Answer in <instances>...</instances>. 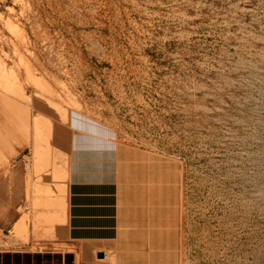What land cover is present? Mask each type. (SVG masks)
<instances>
[{
    "label": "rangeland",
    "instance_id": "1",
    "mask_svg": "<svg viewBox=\"0 0 264 264\" xmlns=\"http://www.w3.org/2000/svg\"><path fill=\"white\" fill-rule=\"evenodd\" d=\"M0 152L6 246L264 264V0H0ZM99 162L119 204L70 211Z\"/></svg>",
    "mask_w": 264,
    "mask_h": 264
},
{
    "label": "crops",
    "instance_id": "2",
    "mask_svg": "<svg viewBox=\"0 0 264 264\" xmlns=\"http://www.w3.org/2000/svg\"><path fill=\"white\" fill-rule=\"evenodd\" d=\"M96 166L97 170H83L74 177L75 181L70 184V211L74 212L80 208H112L119 204L120 191L115 182L118 177L116 167L112 164L109 168L111 173L107 175L105 171L100 170V166L104 167V164L99 162ZM15 206L0 195V264L93 263V254L90 250L78 246V237L74 231L70 237L58 241H36L30 237L27 243L6 246L5 237L1 233L9 229L15 214L11 213V210ZM97 254L96 257L99 258Z\"/></svg>",
    "mask_w": 264,
    "mask_h": 264
},
{
    "label": "bare ground",
    "instance_id": "3",
    "mask_svg": "<svg viewBox=\"0 0 264 264\" xmlns=\"http://www.w3.org/2000/svg\"><path fill=\"white\" fill-rule=\"evenodd\" d=\"M1 153V152H0ZM3 159V158H2ZM1 160V159H0ZM2 164V163H1ZM37 168V166L35 167V169ZM38 168H37V172H38ZM38 175V174H37ZM40 177V176H39ZM39 181V180H38ZM18 224V223H17ZM15 230L17 231V235L16 237L19 238L21 237L23 234H25V232H27V226L25 225V221L21 220L19 222V224L15 227ZM14 230V231H15Z\"/></svg>",
    "mask_w": 264,
    "mask_h": 264
},
{
    "label": "water",
    "instance_id": "4",
    "mask_svg": "<svg viewBox=\"0 0 264 264\" xmlns=\"http://www.w3.org/2000/svg\"><path fill=\"white\" fill-rule=\"evenodd\" d=\"M97 256H98L99 258H103L105 255H104L103 252H98Z\"/></svg>",
    "mask_w": 264,
    "mask_h": 264
},
{
    "label": "built area",
    "instance_id": "5",
    "mask_svg": "<svg viewBox=\"0 0 264 264\" xmlns=\"http://www.w3.org/2000/svg\"><path fill=\"white\" fill-rule=\"evenodd\" d=\"M25 165H26V166L29 165V161H25Z\"/></svg>",
    "mask_w": 264,
    "mask_h": 264
}]
</instances>
